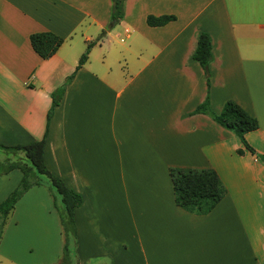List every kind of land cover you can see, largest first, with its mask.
Instances as JSON below:
<instances>
[{
    "label": "crops",
    "instance_id": "0c3cea01",
    "mask_svg": "<svg viewBox=\"0 0 264 264\" xmlns=\"http://www.w3.org/2000/svg\"><path fill=\"white\" fill-rule=\"evenodd\" d=\"M111 12L112 0H0V143L44 136L51 93L104 31L65 85L44 145L46 167L83 199L78 263L264 264V162L192 113L207 96L215 113L233 100L258 120L245 139L264 154V0H124L114 25ZM148 15L175 19L149 26ZM43 31L63 38L46 59L29 41ZM202 32L211 39L209 86L192 58ZM172 167L214 169L225 196L207 214L179 207ZM21 177L0 174V202ZM51 198L38 184L16 202L0 264L59 262Z\"/></svg>",
    "mask_w": 264,
    "mask_h": 264
},
{
    "label": "trees",
    "instance_id": "16d2710c",
    "mask_svg": "<svg viewBox=\"0 0 264 264\" xmlns=\"http://www.w3.org/2000/svg\"><path fill=\"white\" fill-rule=\"evenodd\" d=\"M124 0H112V12L110 25L117 23L123 16ZM175 19L174 15H148L146 22L149 26H162ZM102 31L94 41L87 43L85 51L79 58L75 71L66 79L63 86L51 93V106L47 113L46 131L40 140L27 144L4 145L0 143V151L4 158L0 160V174H6L13 169H19L22 177L17 187L0 202V238L6 219L13 210L16 202L32 186L40 184L38 175L47 179L60 197L61 209L58 216L63 231L70 230L73 239V249L70 251L67 242L64 243L62 255L57 264H79L76 254V227L74 212L82 204V196L67 187L64 182L56 177L46 167L44 161V145L48 130L49 120L54 108L59 104L64 93L65 85L73 78L75 72L86 61L90 48L97 43L104 35ZM29 41L34 52L42 59L52 56L63 42V38L49 32H36L29 36ZM192 58L202 67L207 85L210 81L209 65L212 60L211 39L208 33H200ZM192 113H204L209 115L215 122L225 129L233 132L242 142L245 149L264 162V154L256 153L247 143L245 134L258 128V120L250 115L239 104L233 100H227L219 113L210 109L208 96L205 101L199 104ZM243 149H238V154H243ZM169 174L173 184L175 203L179 207L196 214H207L225 196L226 188L212 168H181L172 167ZM51 189V188H50Z\"/></svg>",
    "mask_w": 264,
    "mask_h": 264
},
{
    "label": "rangeland",
    "instance_id": "374dc122",
    "mask_svg": "<svg viewBox=\"0 0 264 264\" xmlns=\"http://www.w3.org/2000/svg\"><path fill=\"white\" fill-rule=\"evenodd\" d=\"M2 155H4V154H2ZM2 155L0 154V157ZM38 177H39L38 179H40V184L43 185V186H46L47 189L52 194V198L50 200V204L56 209V213L58 215V210L57 209H59V210L61 209V201H60L59 195L56 193V191L52 187L49 186V183L47 182V179L44 176L38 175ZM57 217H58V221H59V216H57ZM59 224H60V221H59ZM60 228H61L60 231L62 232L61 233L62 234L61 237H62L63 245H64L65 242H67V245H68L70 251H72V249H73V239H72V235H71L70 230L63 231V228H62L61 224H60ZM1 240H2V237H1L0 241ZM6 241H7V239H6Z\"/></svg>",
    "mask_w": 264,
    "mask_h": 264
}]
</instances>
